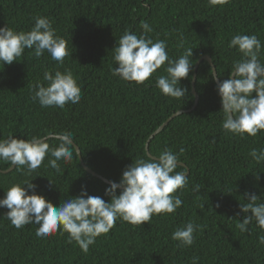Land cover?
I'll use <instances>...</instances> for the list:
<instances>
[{
    "label": "trees",
    "instance_id": "16d2710c",
    "mask_svg": "<svg viewBox=\"0 0 264 264\" xmlns=\"http://www.w3.org/2000/svg\"><path fill=\"white\" fill-rule=\"evenodd\" d=\"M36 16L52 21L56 35L67 41L69 56L58 64L47 52L36 58L25 49L20 62L0 65V139L46 137L54 147L59 134L71 133L84 164L113 182H119L136 159L149 158L145 142L158 126L176 111L192 107L193 68L200 57L211 58L221 82L240 59L235 48H228L233 35L255 34L264 46V0H230L215 6L209 0H0V27L27 32ZM144 21L153 28L150 38L167 40L170 58L193 48L189 57L193 67L188 78L180 80L187 88L185 97H167L156 87V77L166 74L164 66L143 84L112 75L111 69L118 67L113 56L120 37L126 30L139 36ZM181 41L183 47L178 46ZM260 59L264 63V47ZM57 70L73 73L81 100L64 109L41 108L32 99V86L46 85L44 72ZM194 89L195 108L172 118L148 144L152 156L171 149L188 169V187L182 193L178 190L183 203L175 213L154 215L140 226L118 219L85 254L68 242L67 233L41 239L35 224L16 229L3 216L8 209L0 208V264H191L193 256L199 257L198 264H264V245L258 242L264 230L255 221L248 232L236 227L246 215L240 210V204L247 203L246 192L264 203V163L257 164L249 155L253 148H264V130L243 138L223 130L220 96L206 60L197 68ZM49 159L46 156L31 176L16 168L0 172V198L12 184L36 176L31 180L36 194L53 206L78 196L82 186L89 196L109 202L104 195L109 183L85 171L75 150L71 163L59 162L61 173L46 166ZM8 167L0 161L1 170ZM194 185H200L198 193L192 190ZM189 221L202 229L195 233L193 246L178 247L171 234Z\"/></svg>",
    "mask_w": 264,
    "mask_h": 264
},
{
    "label": "clouds",
    "instance_id": "9594fccd",
    "mask_svg": "<svg viewBox=\"0 0 264 264\" xmlns=\"http://www.w3.org/2000/svg\"><path fill=\"white\" fill-rule=\"evenodd\" d=\"M230 0H209L210 5H224ZM35 23L30 31H15L7 25L0 27V65L20 62L25 49H31L34 57L39 58L47 52L53 61L63 64L69 56L67 41L56 35L52 21L44 16L33 18ZM138 36L126 30L114 48L113 59L118 67L112 68L113 76L121 80L143 84L158 69L164 66L166 74L156 77V87L167 97L181 99L187 88L180 85L181 79H187L193 63L192 49L186 48L177 59L169 57L167 40H153L148 33L153 31L151 25L144 21ZM183 47V42L178 45ZM261 40L257 35L235 34L228 43V48H235L240 59L232 64L229 78L217 86L221 110L224 114L222 128L227 133L243 138L251 137L264 130V63L260 55ZM219 75V74H217ZM43 80L46 85L34 84L33 101L41 108L64 109L65 105H76L81 100V88L73 73L59 70L54 73L45 71ZM253 93L255 95L253 96ZM72 141L71 133L59 134L58 146L50 147L46 137L33 136L31 139H17L13 135L0 139V161L15 166L25 176H31L50 156L47 167L61 173L60 161L71 163L77 157V147ZM184 149H180L183 153ZM249 155L257 163H264V148L250 150ZM180 157L171 149L165 148L153 158H138L123 171L119 182L109 181L104 195L110 197L105 202L100 196H89L81 188L78 196L71 197L53 206L44 196L35 192L36 185L31 180L12 184L0 198V208H7L3 215L16 229L35 224L36 236L46 239L57 234H68V242L75 243L85 254L96 239L107 235L116 226L117 220L135 226L150 223L154 215L173 214L181 207L183 201L177 194L188 187V169L180 166ZM180 168L181 171H176ZM64 173V172H63ZM39 176V175H37ZM259 177L257 176V179ZM49 184L53 185L49 180ZM24 186H27L26 188ZM121 189L117 195V190ZM200 185H194L198 193ZM32 190V194H28ZM247 203L240 204L241 212L246 215L236 227L241 233L250 231L249 225L255 221L264 230V203H258L255 193H245ZM219 207V204L216 205ZM251 213L247 215V213ZM202 225L189 221L177 227L171 238L178 241V247L188 248L194 245L195 233ZM258 242L264 245V235ZM199 257L193 256L191 264H198Z\"/></svg>",
    "mask_w": 264,
    "mask_h": 264
},
{
    "label": "water",
    "instance_id": "95a60500",
    "mask_svg": "<svg viewBox=\"0 0 264 264\" xmlns=\"http://www.w3.org/2000/svg\"><path fill=\"white\" fill-rule=\"evenodd\" d=\"M203 60H206V61L210 64V66H211V70H212V75H213V77H214V81H215V83L217 84V86H218V84L220 83L219 79L217 78V74H216V71H215L214 65H213V63H212V61H211V58H210L208 55H204V56L200 57V58L195 62V64H194V68H193V76H192V81H191V93H192L193 96H194V102H193L192 107L189 108V109H187V110H178V111H176V112L173 113L171 116H169V117H168V118H167V119H166V120H165L160 126H158V127L155 129V131H153V133L148 137V139H147L146 142H145V151H146V154H147V156H148L149 158H153V157H154V156H152V155L148 152V144H149L150 139H151L152 137H154L156 134H158V133L164 128V126H165V125H166V124H167L172 118H174L175 116L181 114L182 112H187V111H190V110L194 109L195 106L197 105V102H198V95H197V93H196V91H195V89H194V83H195V78H196V71H197V68H198L199 64H200ZM57 137L59 138V136H57ZM73 146H74V147L76 146V147L78 148V146H77L76 144L73 145ZM77 151H78V154H77V155H78L79 161H80L82 167L85 169V171H87L88 173H90L92 176L101 179L103 182H105V183H109L108 180H106L105 178L101 177V176L98 175L96 172H94V171L91 170L89 167H87V166L84 164L83 160H82V157H81V154H80V150H79V148L77 149ZM178 164L184 166L183 163H179V162H178ZM14 167H15L14 165H13V166L10 165V167H8L6 170H1V169H0V172H1V173H7V172L11 171ZM120 190H121V189H120Z\"/></svg>",
    "mask_w": 264,
    "mask_h": 264
}]
</instances>
